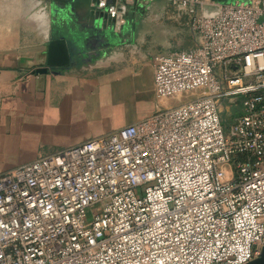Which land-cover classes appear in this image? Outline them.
Returning <instances> with one entry per match:
<instances>
[{
    "label": "built area",
    "instance_id": "1",
    "mask_svg": "<svg viewBox=\"0 0 264 264\" xmlns=\"http://www.w3.org/2000/svg\"><path fill=\"white\" fill-rule=\"evenodd\" d=\"M133 1L96 6L121 24ZM166 1L188 14L197 44L155 57L154 97L198 94L0 173V264H243L259 256L264 0L217 4L211 15L202 8L213 0Z\"/></svg>",
    "mask_w": 264,
    "mask_h": 264
},
{
    "label": "crops",
    "instance_id": "2",
    "mask_svg": "<svg viewBox=\"0 0 264 264\" xmlns=\"http://www.w3.org/2000/svg\"><path fill=\"white\" fill-rule=\"evenodd\" d=\"M91 8L0 0V173L169 106L154 97V59L197 44L186 16L161 0L126 3L121 24ZM60 36L70 62L46 66L49 40Z\"/></svg>",
    "mask_w": 264,
    "mask_h": 264
},
{
    "label": "water",
    "instance_id": "3",
    "mask_svg": "<svg viewBox=\"0 0 264 264\" xmlns=\"http://www.w3.org/2000/svg\"><path fill=\"white\" fill-rule=\"evenodd\" d=\"M93 2V8L91 10L94 12L96 11V14H99L101 17L108 18L109 16L105 13L104 8H98L96 6V0H91ZM216 4L214 5H204L202 8V11L206 15H211L217 12L218 5L217 4H225L229 3L234 0H213ZM240 2L247 3L249 0H237ZM111 18V17H110ZM114 20V18H111ZM116 22V21H115ZM70 62V53L68 50V46L66 44V41L64 40L63 36H60L58 38H53L49 40V43L47 45V55H46V66L50 67H62L68 65ZM37 73L46 72L47 67H38L34 70ZM243 264H264V246H262L260 254L255 259L243 263Z\"/></svg>",
    "mask_w": 264,
    "mask_h": 264
},
{
    "label": "rangeland",
    "instance_id": "4",
    "mask_svg": "<svg viewBox=\"0 0 264 264\" xmlns=\"http://www.w3.org/2000/svg\"><path fill=\"white\" fill-rule=\"evenodd\" d=\"M147 1H149V0H147ZM161 1H163V2H165L166 4L172 6L175 10L181 12L183 15L186 16V18L188 17V14H187L185 11L178 9V8H177L175 5H173L172 3H170V2H168V1H166V0H161ZM136 89H137V88H136ZM136 89H135V90H136ZM137 93H138V92H137ZM197 94H198V92H190V93H184V94L182 93V94H180V96L169 97V98L166 99V101H167V104H168L169 106L173 107V106H177V105H179L181 102H185V101H187V100H189V99H191V98H194L195 95H197ZM221 114H222L223 117H225V116L228 115L225 111H223ZM234 114H237V112H234ZM148 116H150V114H148L146 117H148ZM224 129L226 130V127H224Z\"/></svg>",
    "mask_w": 264,
    "mask_h": 264
}]
</instances>
